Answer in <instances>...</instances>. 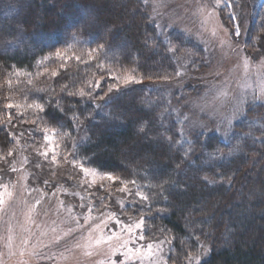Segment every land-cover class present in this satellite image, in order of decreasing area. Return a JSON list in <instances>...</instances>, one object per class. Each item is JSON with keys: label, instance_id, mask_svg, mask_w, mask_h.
Segmentation results:
<instances>
[{"label": "trees", "instance_id": "trees-1", "mask_svg": "<svg viewBox=\"0 0 264 264\" xmlns=\"http://www.w3.org/2000/svg\"><path fill=\"white\" fill-rule=\"evenodd\" d=\"M150 15L143 0H0V47H8L0 50V146H12L4 125L23 89L77 143L79 159L135 181L147 197L138 207L148 231L172 237L179 255L197 251L204 237L215 246L199 264H264L263 107L249 109L226 138L186 136L169 90L148 81L177 78L180 62L202 49L183 33H162ZM259 28L253 20L251 37ZM61 51L75 59L61 61ZM42 70L50 73L40 82H25ZM124 71L146 82L91 97L93 79Z\"/></svg>", "mask_w": 264, "mask_h": 264}, {"label": "rangeland", "instance_id": "rangeland-1", "mask_svg": "<svg viewBox=\"0 0 264 264\" xmlns=\"http://www.w3.org/2000/svg\"><path fill=\"white\" fill-rule=\"evenodd\" d=\"M143 1L162 33H183L202 49L201 56L180 62L177 78L148 81L169 90L186 136L218 132L226 138L259 105L264 118V0ZM253 20L260 28L251 37ZM34 39L39 45L47 37ZM58 53L61 61L75 59ZM47 73L25 82H40ZM105 77L93 79L91 97L146 82L128 71L114 72L110 81ZM9 85L15 87L14 81ZM14 95L19 98L11 99L14 109L9 107L4 125L12 146L8 151L0 146V264H199L213 249V240L203 237L197 251L179 255L172 237L148 231L146 213L138 207L144 195L134 184L88 166L75 155L77 143L68 144L71 137L42 117V104L23 99V89ZM107 174L118 179L110 181ZM220 210L213 218L221 219Z\"/></svg>", "mask_w": 264, "mask_h": 264}, {"label": "snow or ice", "instance_id": "snow-or-ice-1", "mask_svg": "<svg viewBox=\"0 0 264 264\" xmlns=\"http://www.w3.org/2000/svg\"><path fill=\"white\" fill-rule=\"evenodd\" d=\"M231 18L233 19V20H235V15L234 14H232L231 15ZM234 28H235V35H239L240 34V32H239V24L238 23H236V24H234ZM57 55L59 56L60 55V53H57ZM111 90V89H110ZM9 107H12L11 105H9ZM10 154V153H9ZM84 171H85V173H87L88 172V169L87 168H84L83 169ZM107 179L108 180H115V179H118L117 177H114V176H112L111 174H107ZM205 179H207V178H205ZM122 183H125V185L127 184V183H135V181H129V182H124V181H121ZM45 183H47V181H45ZM139 193H137V195H138ZM144 199H147V197H143ZM0 203H3V201H2V199H0ZM141 239H143V237H140Z\"/></svg>", "mask_w": 264, "mask_h": 264}]
</instances>
